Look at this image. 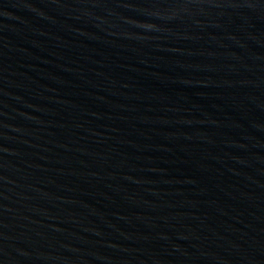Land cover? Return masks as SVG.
<instances>
[{
  "label": "water",
  "instance_id": "water-1",
  "mask_svg": "<svg viewBox=\"0 0 264 264\" xmlns=\"http://www.w3.org/2000/svg\"><path fill=\"white\" fill-rule=\"evenodd\" d=\"M0 264H264V0H0Z\"/></svg>",
  "mask_w": 264,
  "mask_h": 264
}]
</instances>
